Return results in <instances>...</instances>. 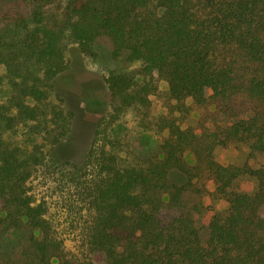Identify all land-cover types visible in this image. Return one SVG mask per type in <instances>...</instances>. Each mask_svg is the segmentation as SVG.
I'll return each instance as SVG.
<instances>
[{"label": "trees", "instance_id": "1", "mask_svg": "<svg viewBox=\"0 0 264 264\" xmlns=\"http://www.w3.org/2000/svg\"><path fill=\"white\" fill-rule=\"evenodd\" d=\"M127 71L106 78L110 109L83 161L62 159L71 114L52 102L70 44L94 55L101 36ZM0 238L26 234L0 264H264V165H224L215 150L238 142L264 153V0H0ZM168 84L159 153L139 160L113 126L128 111L150 117ZM194 162L186 160V154ZM177 168L188 181L169 179ZM45 177L87 210L86 255L67 256L44 199ZM248 176L255 188L236 181ZM212 182L228 202L202 240L186 191Z\"/></svg>", "mask_w": 264, "mask_h": 264}, {"label": "rangeland", "instance_id": "2", "mask_svg": "<svg viewBox=\"0 0 264 264\" xmlns=\"http://www.w3.org/2000/svg\"><path fill=\"white\" fill-rule=\"evenodd\" d=\"M66 67L56 81L55 90L50 96L52 102L60 103L71 114L68 132L59 144L57 153L62 159L81 163L90 148L95 127L100 117L110 109V91L106 78L112 71L132 70L137 64L127 65L124 56H113V43L106 35L99 36L94 44V55L82 53L76 44L67 46ZM3 69L0 67V74ZM160 93L151 96L150 117L140 122L141 116L128 111L113 126L114 136L127 141L139 160L158 154L160 143L166 132L159 131L155 121L167 113L166 100L168 84L158 82ZM215 158L224 165L249 166L258 168L264 165V153L251 157L247 145L234 142L215 150ZM189 163L194 162L191 153L186 154ZM169 179L176 185H184L188 177L180 169L169 172ZM240 189L251 191L255 181L243 176L236 181ZM36 197L44 199L48 205V216L53 223L56 235L63 241L67 256L84 258L86 249L82 244L83 233L87 229V210L74 207L66 188L45 177H36L30 183ZM186 191L184 210L194 220L202 240L209 235V222L215 213H226L228 202L219 194L212 182H200ZM26 234L20 230L10 231L0 238V257L18 251L25 242Z\"/></svg>", "mask_w": 264, "mask_h": 264}]
</instances>
